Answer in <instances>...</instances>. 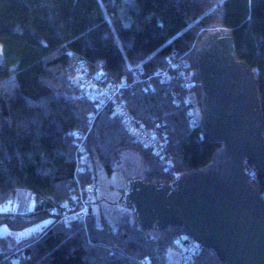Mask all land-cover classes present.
<instances>
[{"label":"trees","instance_id":"1","mask_svg":"<svg viewBox=\"0 0 264 264\" xmlns=\"http://www.w3.org/2000/svg\"><path fill=\"white\" fill-rule=\"evenodd\" d=\"M218 27L232 30L235 55L255 69L264 109V0H0V44L10 59L0 62V204L27 190L61 213L80 208L69 132H86L96 105L79 83V65L102 68L114 81L142 77L124 91L127 107L147 126L164 123L170 137L163 160L104 109L84 142V186L94 184L93 165L112 173L129 151L144 158L147 181H170L206 164L221 143L203 135L193 113L195 47ZM170 61L176 65L168 78L152 76ZM190 73L198 83L187 90ZM243 166L264 197V176L247 157ZM88 203L86 220L54 222L20 245L0 234V264H224L180 226L145 229L133 213L114 227ZM186 243L198 250L172 260L170 250Z\"/></svg>","mask_w":264,"mask_h":264},{"label":"water","instance_id":"2","mask_svg":"<svg viewBox=\"0 0 264 264\" xmlns=\"http://www.w3.org/2000/svg\"><path fill=\"white\" fill-rule=\"evenodd\" d=\"M195 63L203 135L221 145L206 164L170 181L130 180L116 203L130 208L142 228L182 227L194 241L215 250L224 264H264V197L243 166L247 157L264 176V109L257 73L235 55L233 32L226 27L201 36ZM38 201L44 205L45 200ZM45 204L53 207L50 201ZM6 205L0 204V214L9 212ZM54 222L41 221L38 234ZM25 230L18 231L20 238Z\"/></svg>","mask_w":264,"mask_h":264},{"label":"built area","instance_id":"3","mask_svg":"<svg viewBox=\"0 0 264 264\" xmlns=\"http://www.w3.org/2000/svg\"><path fill=\"white\" fill-rule=\"evenodd\" d=\"M175 65L176 62L170 61L166 68L157 71L152 76L168 78L170 69ZM191 73L185 80V87L187 90H192L198 83L196 79L191 77ZM150 77H146V79ZM77 78L84 89L85 95L95 103L96 109L89 114V127L86 132H79L77 130H71L69 132L76 140L74 177L77 183V192L74 194L73 200L80 204V208L79 210L64 211L61 213L58 207L53 205L51 214L56 217L55 222L77 217L86 220L90 213L88 200L93 192L92 184L90 183L84 186L80 179V173L85 169L87 156L84 142L98 115L104 109L111 107L113 115L121 116L130 132L145 147L151 148L153 152L163 160H166L170 143V137L164 123L157 122L154 126H147L143 121L135 118L123 98L124 91L133 84L142 81V77H136L132 80L124 77L121 80L114 81L113 79H108L105 70L102 68L91 71L86 66L79 65L77 69ZM166 168L168 169L169 167ZM24 247L25 246H23L22 249H24ZM182 250H184V252H195L198 250V247L193 243H186L185 246L182 247ZM185 258L186 254L184 253L182 261L185 260ZM142 264H146V260H143Z\"/></svg>","mask_w":264,"mask_h":264},{"label":"rangeland","instance_id":"4","mask_svg":"<svg viewBox=\"0 0 264 264\" xmlns=\"http://www.w3.org/2000/svg\"><path fill=\"white\" fill-rule=\"evenodd\" d=\"M2 47V44H0V62L9 61L10 59L5 54L4 50H2ZM10 65L12 67L16 66V64ZM193 113L196 119L201 120L199 98L198 102L193 107ZM145 169L146 162L142 155L136 151H129L123 154L112 173H108L104 169L98 168L99 175L101 177V194L97 199L94 194V187L92 185L93 192L89 197L95 212L104 217L114 227H117L120 221L127 215L130 219H133L134 216L132 210L117 204L116 200L119 197L122 189L130 180L142 178ZM183 256L184 250H170V257L176 262H182Z\"/></svg>","mask_w":264,"mask_h":264},{"label":"flooded vegetation","instance_id":"5","mask_svg":"<svg viewBox=\"0 0 264 264\" xmlns=\"http://www.w3.org/2000/svg\"><path fill=\"white\" fill-rule=\"evenodd\" d=\"M93 168L94 194L98 199L101 194V177L98 168L95 165H93ZM33 194L35 193L21 190L4 201L5 204H7L5 208L8 209L9 212L0 214V221L4 219L3 222H0V226L6 224L8 228L0 229V233L3 235L2 238L11 242L12 245H20L36 236L41 228V221L47 218L56 219V217L51 214V208H45L46 201L50 200L37 194H35V198L32 199ZM39 198L45 200L44 205L38 201ZM49 211L50 214L48 213ZM24 229H27L24 232L25 236L20 238L18 231Z\"/></svg>","mask_w":264,"mask_h":264}]
</instances>
